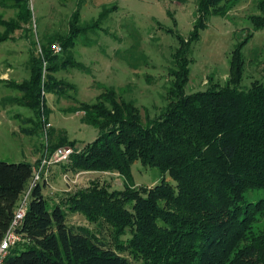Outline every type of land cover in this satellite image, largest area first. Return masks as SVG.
I'll use <instances>...</instances> for the list:
<instances>
[{
	"label": "trees",
	"instance_id": "16d2710c",
	"mask_svg": "<svg viewBox=\"0 0 264 264\" xmlns=\"http://www.w3.org/2000/svg\"><path fill=\"white\" fill-rule=\"evenodd\" d=\"M13 1L19 13L17 20L3 22L8 32L20 28L30 16L28 0ZM223 1L228 0H198L188 37L167 29L178 45L173 53L175 66L169 71V101L160 114L144 122L135 103L112 87L94 103L79 102L77 109L84 112L83 122L98 129V135L64 166L75 171L119 172L132 182V165L139 160L169 174L176 183L164 178L150 188L126 184L114 191L94 185L54 203L52 209L38 184L17 228L23 241L11 248L4 264H133L125 253L144 264H264V198L255 202L246 198L250 190L264 188V81L241 87L246 69L243 47L253 33L248 32L233 49L224 85L186 90L192 47L209 16L227 14L237 2L221 6ZM258 9L249 20L255 30H264V0ZM80 16V9L75 10L69 33L58 34L43 46L50 71L45 88L63 83L55 82L52 72L76 64L69 55L61 60L50 45L57 40L64 51L75 46L77 37L90 27L78 25ZM8 38L9 34H0V42ZM33 62L31 78L21 87L30 91L32 107L42 119L46 61L34 56ZM50 135L54 137L53 129ZM75 143L60 136L53 139L51 152ZM33 165L0 159V241L30 183ZM128 202L132 203L128 206ZM78 211L89 222L100 224L104 217L113 227L112 242L87 225L69 223V213Z\"/></svg>",
	"mask_w": 264,
	"mask_h": 264
},
{
	"label": "rangeland",
	"instance_id": "374dc122",
	"mask_svg": "<svg viewBox=\"0 0 264 264\" xmlns=\"http://www.w3.org/2000/svg\"><path fill=\"white\" fill-rule=\"evenodd\" d=\"M259 1L237 0L227 14L209 16L207 27L201 30L200 39L192 47L187 92L203 90L214 83L224 85L230 75L232 51L250 31L253 34L243 47L246 69L241 87H250L254 80L264 81V30H255L249 20L250 15L259 12ZM197 3L198 0H28L29 19L21 21L17 30L8 32L3 22L17 20L19 8L13 0H0V34H9L7 40L0 42V159L30 161L34 164V175L46 155L47 145L42 136L47 122L51 124L48 159L53 156V139L64 135L76 142L60 146L73 148L65 162H47L44 167L46 176L39 184L49 209L63 198L94 185L114 191L124 189L126 184L136 189L150 188L164 178L176 183L169 174L163 175L158 168L144 166L139 160L132 165L133 183L119 172L75 171L64 165L98 135L96 127L83 122L84 112L77 111L79 102L94 103L105 89L112 87L118 95L135 103L144 122L162 112L169 101L167 91L172 82L169 71L175 66L173 53L178 45L167 29L188 37L197 18ZM230 3L231 0L223 1L221 6ZM107 8L111 11H105ZM77 9L81 13L78 25L90 27L81 32L68 51L57 40L50 45L54 54H61V60L69 55L76 64L52 72L55 82L63 83L45 88L50 71L43 46L56 35L69 33ZM102 12L106 15L99 18ZM54 46H61L62 50L55 52ZM34 56L47 63L43 69L42 119L32 107L30 91L21 87L31 78ZM51 129L54 137L50 135ZM32 179L33 176L27 189ZM246 196L254 202L264 198V188L250 190ZM68 221L87 225L112 242L113 227L104 217L100 224L89 222L78 211L69 213ZM125 254L133 264H144L142 259Z\"/></svg>",
	"mask_w": 264,
	"mask_h": 264
},
{
	"label": "built area",
	"instance_id": "2783aa9c",
	"mask_svg": "<svg viewBox=\"0 0 264 264\" xmlns=\"http://www.w3.org/2000/svg\"><path fill=\"white\" fill-rule=\"evenodd\" d=\"M55 52H59L62 50L61 46H54ZM46 65V62H45ZM44 121H46L44 119ZM51 124L49 122L45 123V127L43 130V140L45 144L47 145L45 148L47 149L46 155L42 158V162L39 166V168L34 172L33 175V183L29 186L27 190L23 193L18 206L15 210L14 217L12 219V222L2 237L0 241V264L5 263L6 257L9 255L10 250L13 246L18 244L19 242L23 241V236L21 233L17 231V228L21 225L22 221L24 220L28 207H29V201H30V196L32 193V190L34 187H36L39 183L40 180H43L45 175L44 167L46 163H53L57 161H63L65 162L69 157L70 154L73 152V148L71 147H60L57 148L53 153H52V159H48L47 153H48V139H49V130H50ZM45 178V177H44Z\"/></svg>",
	"mask_w": 264,
	"mask_h": 264
}]
</instances>
